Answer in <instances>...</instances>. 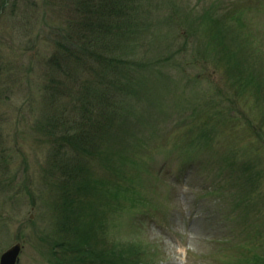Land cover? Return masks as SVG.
Wrapping results in <instances>:
<instances>
[{
    "label": "rangeland",
    "instance_id": "1",
    "mask_svg": "<svg viewBox=\"0 0 264 264\" xmlns=\"http://www.w3.org/2000/svg\"><path fill=\"white\" fill-rule=\"evenodd\" d=\"M13 3L0 7V260L22 243L20 264H58L81 257L59 230L47 125L64 105L45 99L67 14ZM138 5L134 80L111 139L83 160L91 182L72 222L100 229L120 264H264V0Z\"/></svg>",
    "mask_w": 264,
    "mask_h": 264
},
{
    "label": "trees",
    "instance_id": "2",
    "mask_svg": "<svg viewBox=\"0 0 264 264\" xmlns=\"http://www.w3.org/2000/svg\"><path fill=\"white\" fill-rule=\"evenodd\" d=\"M7 1L1 2L2 9L6 8ZM10 1L15 3V0ZM48 1L67 14L65 24L58 30L55 27L60 36L59 39L57 34L58 51L48 62L50 80L45 85L46 103L54 105L59 101L58 105L65 106L52 108L47 119L49 132L55 140L51 164L62 178L61 218L67 211V217L59 223V230L67 235L71 233L76 241L73 253L81 256L67 261L57 257V263L117 264L123 256L122 251L99 249L106 244L100 229L80 228L77 219L72 222V214L76 212L75 207L79 208L75 192H87L91 182L83 160L89 161V157L102 153L103 143L111 139L120 119L121 106L125 102L123 88L131 87L134 80V47L145 23L139 13L138 0ZM228 31V27L221 29L222 46H228ZM114 89H117V96ZM66 244L72 246L71 242H63L65 247Z\"/></svg>",
    "mask_w": 264,
    "mask_h": 264
},
{
    "label": "water",
    "instance_id": "3",
    "mask_svg": "<svg viewBox=\"0 0 264 264\" xmlns=\"http://www.w3.org/2000/svg\"><path fill=\"white\" fill-rule=\"evenodd\" d=\"M22 251V245L17 244L9 249L1 259V264H18L20 262V254Z\"/></svg>",
    "mask_w": 264,
    "mask_h": 264
}]
</instances>
